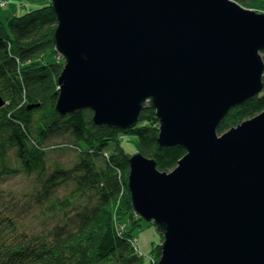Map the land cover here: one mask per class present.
Listing matches in <instances>:
<instances>
[{"label":"water","instance_id":"water-1","mask_svg":"<svg viewBox=\"0 0 264 264\" xmlns=\"http://www.w3.org/2000/svg\"><path fill=\"white\" fill-rule=\"evenodd\" d=\"M45 1L65 62L57 112L128 130L152 108L159 144L186 151L171 172L129 158L132 209L163 237L158 264H264V111L218 133L264 91V13L234 0Z\"/></svg>","mask_w":264,"mask_h":264},{"label":"trees","instance_id":"trees-1","mask_svg":"<svg viewBox=\"0 0 264 264\" xmlns=\"http://www.w3.org/2000/svg\"><path fill=\"white\" fill-rule=\"evenodd\" d=\"M234 1L264 13V0ZM57 27L50 2L0 22V96L6 103L0 109V264H142L133 240L142 219L128 187L132 154L122 143L133 137L135 152L156 160L163 172L173 171L186 151L159 144L152 108L128 130L97 125L89 109L60 115L58 78L65 62L56 51ZM262 111L264 91L233 109L219 135ZM50 152L74 156L50 163ZM17 177L28 182V191L4 188ZM152 257L150 264H158L160 244Z\"/></svg>","mask_w":264,"mask_h":264},{"label":"rangeland","instance_id":"rangeland-1","mask_svg":"<svg viewBox=\"0 0 264 264\" xmlns=\"http://www.w3.org/2000/svg\"><path fill=\"white\" fill-rule=\"evenodd\" d=\"M7 3V6L0 7V22L3 24H8L9 20L17 15H23L32 10L44 7L48 4V1L45 0H3ZM17 13V14H15ZM123 138V137H122ZM124 139L122 146L126 152L133 154L135 153V147L132 143L133 137ZM68 139H55L54 142H67ZM74 156V153L66 154H55L50 152L49 162L52 163L53 160H63L71 161ZM29 184L24 180L23 177H17L15 179L9 180L4 186L7 190L13 189L17 192L28 191ZM32 224L33 222L30 221ZM119 224L122 226V229L127 230L126 222L121 221ZM31 225V224H29ZM130 227V226H129ZM133 240H136L139 250L137 251L144 256L142 264H150L153 261L152 253L156 245L161 244L160 234L156 231V227L152 223L145 222L141 220V226L133 232ZM155 262V261H153Z\"/></svg>","mask_w":264,"mask_h":264},{"label":"built area","instance_id":"built-area-1","mask_svg":"<svg viewBox=\"0 0 264 264\" xmlns=\"http://www.w3.org/2000/svg\"><path fill=\"white\" fill-rule=\"evenodd\" d=\"M5 6H7V3L3 0H0V7H5Z\"/></svg>","mask_w":264,"mask_h":264},{"label":"crops","instance_id":"crops-1","mask_svg":"<svg viewBox=\"0 0 264 264\" xmlns=\"http://www.w3.org/2000/svg\"><path fill=\"white\" fill-rule=\"evenodd\" d=\"M15 14H17V13H15Z\"/></svg>","mask_w":264,"mask_h":264}]
</instances>
